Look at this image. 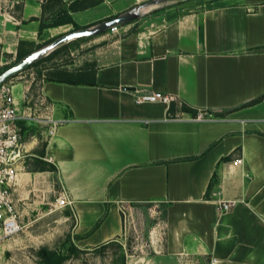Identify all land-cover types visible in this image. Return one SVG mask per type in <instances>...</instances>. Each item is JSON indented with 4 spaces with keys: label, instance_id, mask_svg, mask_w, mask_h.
<instances>
[{
    "label": "crops",
    "instance_id": "obj_1",
    "mask_svg": "<svg viewBox=\"0 0 264 264\" xmlns=\"http://www.w3.org/2000/svg\"><path fill=\"white\" fill-rule=\"evenodd\" d=\"M58 1L69 20L53 27L83 28L151 0ZM51 3L3 7V47L37 36L55 14ZM143 18L119 34L91 36L107 35L92 41L83 65L63 68L89 67L95 85H14L20 114L37 111L41 97L67 120L52 138L19 122L17 209L32 195L65 191V220L81 244L95 247L123 236L126 213L153 204L163 217V263L264 264V98L253 102L264 96V0H193ZM136 90L178 100L137 104ZM199 112L214 119H191ZM221 201L232 209L221 211Z\"/></svg>",
    "mask_w": 264,
    "mask_h": 264
},
{
    "label": "rangeland",
    "instance_id": "obj_2",
    "mask_svg": "<svg viewBox=\"0 0 264 264\" xmlns=\"http://www.w3.org/2000/svg\"><path fill=\"white\" fill-rule=\"evenodd\" d=\"M50 10L55 14L48 15V18L44 20L46 23L42 25L40 32L33 39L22 38L18 42L19 44L7 48H4L0 43V74L30 52L80 28L71 25H64L61 28L53 27L57 22H67L69 19L66 13L67 9L61 3H51ZM119 31L110 30L107 35L119 34L121 32ZM107 35L75 40L52 52L45 61L23 70L8 79L7 82H11L13 85L18 82H29L32 84V89L37 90L44 80L51 77L52 70L67 67L75 69L83 65L86 55L95 51L92 49L95 48L92 41L100 40L101 37H107ZM37 95L38 93H36ZM32 96L34 94L26 95V102L32 103ZM28 98L30 99L27 101ZM35 128L46 131V126L39 123ZM35 128L32 131L38 132ZM31 163L35 166L34 161ZM58 196L52 192L46 193L44 199L32 195L30 205L21 204L18 207L23 227L17 235L5 241L0 247V264L1 262L7 264H48L49 259L40 252L42 249L63 259L61 264H165L161 259L163 250L158 247L163 240V230L161 231L163 217L159 206L145 205L144 211L134 217H130L126 213L123 236L103 248L94 249V247L80 243L78 236L74 233L72 220H65L66 208L59 209L57 207ZM170 264L180 263L174 261ZM186 264L200 263L193 259L188 260Z\"/></svg>",
    "mask_w": 264,
    "mask_h": 264
},
{
    "label": "built area",
    "instance_id": "obj_3",
    "mask_svg": "<svg viewBox=\"0 0 264 264\" xmlns=\"http://www.w3.org/2000/svg\"><path fill=\"white\" fill-rule=\"evenodd\" d=\"M44 2V0H38ZM13 3H21V0H0V10ZM118 29V28H117ZM113 29V30H117ZM14 85L5 81L0 85V247L5 241L12 239L22 230L21 214L19 213L14 197V190L18 182L17 162L20 154V127L22 120H31L35 123L46 126V134L49 138L55 137L58 128L67 122L54 116V105L40 97L39 109L33 113L20 114L18 103L14 95ZM133 99L137 104L142 103H164L171 106L178 97L163 92H141L133 91ZM180 119V115L171 116ZM196 121H211L214 115L211 113L199 112L191 117ZM239 159L236 164L240 165ZM57 207L66 208L72 204L65 191L57 198ZM221 211H229L233 202H220Z\"/></svg>",
    "mask_w": 264,
    "mask_h": 264
},
{
    "label": "water",
    "instance_id": "obj_4",
    "mask_svg": "<svg viewBox=\"0 0 264 264\" xmlns=\"http://www.w3.org/2000/svg\"><path fill=\"white\" fill-rule=\"evenodd\" d=\"M188 1L193 0H151L141 5H137L115 17L66 33L54 39L49 44L30 52L4 70L0 74V85L23 70L45 59L52 52L65 47L67 44L75 40L95 36L103 32L123 27L159 10Z\"/></svg>",
    "mask_w": 264,
    "mask_h": 264
},
{
    "label": "trees",
    "instance_id": "obj_5",
    "mask_svg": "<svg viewBox=\"0 0 264 264\" xmlns=\"http://www.w3.org/2000/svg\"><path fill=\"white\" fill-rule=\"evenodd\" d=\"M53 1L55 3H59L58 0H53ZM49 57H50V55L47 58L37 62L36 64H34L32 66H35L38 63L45 61ZM32 66H30V67H32ZM50 79L58 81V82L69 83V84H89V85H95L96 84L95 80L93 78V72H92V70L89 69V67L83 68L82 70H79V71H69L67 69H55V70H53V73H51ZM262 98H264V96L259 97L258 99H256L253 102L260 101ZM36 161L41 164L40 166L38 165V167H40L41 170H46L47 167H45V165H46L45 162H43L41 159H36ZM55 169L56 168L53 165H51L49 167V170H55ZM65 213L66 214H72V212L70 210L65 211ZM104 217H105V215L99 220V222L97 223V225L95 227L99 226V224L102 222ZM112 242H114V240H111V241L102 243L100 245H97L94 247V249L103 248ZM40 252L43 254L44 257L49 259L48 264H61V262L63 261V259L56 257L54 255V253H52L46 249H42Z\"/></svg>",
    "mask_w": 264,
    "mask_h": 264
}]
</instances>
